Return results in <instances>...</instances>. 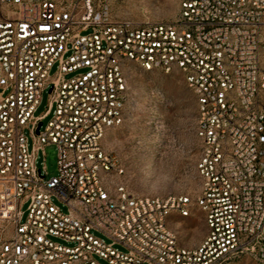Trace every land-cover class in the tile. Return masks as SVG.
<instances>
[{
    "label": "built area",
    "instance_id": "obj_1",
    "mask_svg": "<svg viewBox=\"0 0 264 264\" xmlns=\"http://www.w3.org/2000/svg\"><path fill=\"white\" fill-rule=\"evenodd\" d=\"M112 1L0 0V264H264V0H174L176 19L144 25ZM134 66L194 94L195 202L132 191L104 146L133 115ZM194 205L207 232L184 246L168 220Z\"/></svg>",
    "mask_w": 264,
    "mask_h": 264
},
{
    "label": "rangeland",
    "instance_id": "obj_2",
    "mask_svg": "<svg viewBox=\"0 0 264 264\" xmlns=\"http://www.w3.org/2000/svg\"><path fill=\"white\" fill-rule=\"evenodd\" d=\"M112 8L116 19H129L138 25L170 21L178 15V5L174 0H113ZM133 69V115L123 126L108 132L104 146L122 158L126 166L123 179L132 191L159 198L187 196L195 202L201 185L197 173L200 142L195 134L197 105L194 94L178 70L165 73L161 70L145 72L138 66ZM56 71L55 65L51 74ZM49 101V93L45 92L36 116L47 111ZM50 118L44 119L43 128ZM25 131L32 144L30 129ZM38 165L40 168L46 166L48 178L58 176L55 145L44 147L39 153ZM55 203L64 213L68 212V207L62 202L55 199ZM168 223L184 246L198 245L206 236L204 216L196 205L189 217L173 213ZM96 235L111 242L99 233ZM233 264L257 263L242 258Z\"/></svg>",
    "mask_w": 264,
    "mask_h": 264
}]
</instances>
